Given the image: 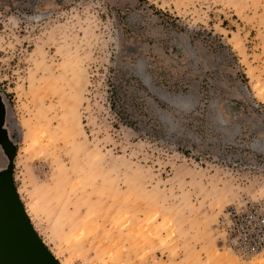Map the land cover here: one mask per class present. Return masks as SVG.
Returning a JSON list of instances; mask_svg holds the SVG:
<instances>
[{
    "label": "rangeland",
    "instance_id": "obj_1",
    "mask_svg": "<svg viewBox=\"0 0 264 264\" xmlns=\"http://www.w3.org/2000/svg\"><path fill=\"white\" fill-rule=\"evenodd\" d=\"M0 160L57 264H264V0H0Z\"/></svg>",
    "mask_w": 264,
    "mask_h": 264
},
{
    "label": "water",
    "instance_id": "obj_2",
    "mask_svg": "<svg viewBox=\"0 0 264 264\" xmlns=\"http://www.w3.org/2000/svg\"><path fill=\"white\" fill-rule=\"evenodd\" d=\"M0 173V264H56L22 217L19 201Z\"/></svg>",
    "mask_w": 264,
    "mask_h": 264
},
{
    "label": "built area",
    "instance_id": "obj_3",
    "mask_svg": "<svg viewBox=\"0 0 264 264\" xmlns=\"http://www.w3.org/2000/svg\"><path fill=\"white\" fill-rule=\"evenodd\" d=\"M223 227L222 245L240 258H252L264 251V205L243 210L231 208Z\"/></svg>",
    "mask_w": 264,
    "mask_h": 264
},
{
    "label": "trees",
    "instance_id": "obj_4",
    "mask_svg": "<svg viewBox=\"0 0 264 264\" xmlns=\"http://www.w3.org/2000/svg\"><path fill=\"white\" fill-rule=\"evenodd\" d=\"M244 79V75H241ZM135 107V106H133ZM110 108L115 111V114L118 116V118L125 124L127 127L136 130L137 121L135 119H132L131 117H136V112L133 110V114H131V109L128 111V108H124L122 104L119 102V98L116 94L113 93L111 90V96H110Z\"/></svg>",
    "mask_w": 264,
    "mask_h": 264
},
{
    "label": "flooded vegetation",
    "instance_id": "obj_5",
    "mask_svg": "<svg viewBox=\"0 0 264 264\" xmlns=\"http://www.w3.org/2000/svg\"><path fill=\"white\" fill-rule=\"evenodd\" d=\"M19 208H20V210H21L22 217L26 220L27 223L30 224V222H29V220H28V218H27V216H26L25 210L23 209V206H22L21 204H19ZM30 226H31V224H30ZM31 227H32V226H31ZM33 232H34V231H33ZM55 263L57 264L56 261H55Z\"/></svg>",
    "mask_w": 264,
    "mask_h": 264
},
{
    "label": "bare ground",
    "instance_id": "obj_6",
    "mask_svg": "<svg viewBox=\"0 0 264 264\" xmlns=\"http://www.w3.org/2000/svg\"><path fill=\"white\" fill-rule=\"evenodd\" d=\"M0 164H1V160H0Z\"/></svg>",
    "mask_w": 264,
    "mask_h": 264
}]
</instances>
